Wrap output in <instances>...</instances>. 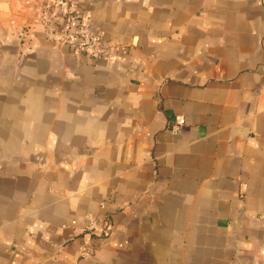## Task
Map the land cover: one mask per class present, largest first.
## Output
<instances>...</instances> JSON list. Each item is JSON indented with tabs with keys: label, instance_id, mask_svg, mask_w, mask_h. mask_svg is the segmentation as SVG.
Instances as JSON below:
<instances>
[{
	"label": "crops",
	"instance_id": "obj_1",
	"mask_svg": "<svg viewBox=\"0 0 264 264\" xmlns=\"http://www.w3.org/2000/svg\"><path fill=\"white\" fill-rule=\"evenodd\" d=\"M75 10L0 33V264H264V0Z\"/></svg>",
	"mask_w": 264,
	"mask_h": 264
},
{
	"label": "built area",
	"instance_id": "obj_2",
	"mask_svg": "<svg viewBox=\"0 0 264 264\" xmlns=\"http://www.w3.org/2000/svg\"><path fill=\"white\" fill-rule=\"evenodd\" d=\"M61 14V22L56 18H50L48 22L46 36L57 43L69 46L76 53H88L94 58L110 55L114 50L112 46L102 47L99 37L88 30L86 27L74 25L76 19L75 4L76 0H56ZM178 125L171 127L170 131L176 134ZM104 226L96 221L90 220L88 225L82 231V241L79 247L80 258H89L94 243L93 237H102L104 234Z\"/></svg>",
	"mask_w": 264,
	"mask_h": 264
},
{
	"label": "rangeland",
	"instance_id": "obj_3",
	"mask_svg": "<svg viewBox=\"0 0 264 264\" xmlns=\"http://www.w3.org/2000/svg\"><path fill=\"white\" fill-rule=\"evenodd\" d=\"M56 0H0V33L8 28L26 32L32 24L47 32L50 18L61 22ZM8 27V28H7Z\"/></svg>",
	"mask_w": 264,
	"mask_h": 264
}]
</instances>
